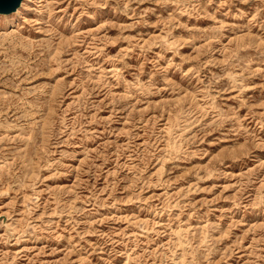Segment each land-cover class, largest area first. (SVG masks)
<instances>
[{
	"label": "rangeland",
	"instance_id": "1",
	"mask_svg": "<svg viewBox=\"0 0 264 264\" xmlns=\"http://www.w3.org/2000/svg\"><path fill=\"white\" fill-rule=\"evenodd\" d=\"M1 14L0 264H264V0Z\"/></svg>",
	"mask_w": 264,
	"mask_h": 264
},
{
	"label": "water",
	"instance_id": "2",
	"mask_svg": "<svg viewBox=\"0 0 264 264\" xmlns=\"http://www.w3.org/2000/svg\"><path fill=\"white\" fill-rule=\"evenodd\" d=\"M21 0H0V13H10L20 5Z\"/></svg>",
	"mask_w": 264,
	"mask_h": 264
},
{
	"label": "bare ground",
	"instance_id": "3",
	"mask_svg": "<svg viewBox=\"0 0 264 264\" xmlns=\"http://www.w3.org/2000/svg\"><path fill=\"white\" fill-rule=\"evenodd\" d=\"M27 0H21L20 5L16 8V10L10 13H2L1 15L5 17V21H8L10 18H13L15 15H18L22 12V9L26 7Z\"/></svg>",
	"mask_w": 264,
	"mask_h": 264
}]
</instances>
